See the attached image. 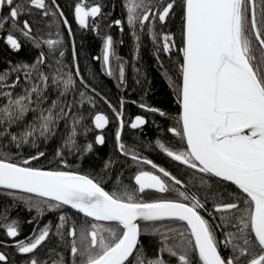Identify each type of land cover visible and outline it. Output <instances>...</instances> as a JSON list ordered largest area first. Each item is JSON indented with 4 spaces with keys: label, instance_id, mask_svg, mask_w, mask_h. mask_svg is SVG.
Listing matches in <instances>:
<instances>
[{
    "label": "snow or ice",
    "instance_id": "snow-or-ice-1",
    "mask_svg": "<svg viewBox=\"0 0 264 264\" xmlns=\"http://www.w3.org/2000/svg\"><path fill=\"white\" fill-rule=\"evenodd\" d=\"M104 7L102 0H71L67 8L57 0H0L8 49L0 70V195L11 198L0 208V264H264V0H121L126 17L108 27H119L120 44L125 24L130 29L137 85L147 80L136 63L150 36L179 111L138 107L161 118L152 123L175 147L161 138L128 144L125 99L113 103L98 91L91 68L82 74L88 57L78 52L66 11L99 35L97 18L110 17ZM116 43L106 34L92 60L127 88L129 62ZM27 45L36 50L31 61L20 58ZM113 121V150L100 156ZM147 123L135 115L128 126ZM53 142L48 163L55 166H35ZM149 150L164 154L175 174L143 154ZM21 204L35 210L23 238L22 222L10 216ZM145 237L156 239L151 256Z\"/></svg>",
    "mask_w": 264,
    "mask_h": 264
},
{
    "label": "trees",
    "instance_id": "trees-1",
    "mask_svg": "<svg viewBox=\"0 0 264 264\" xmlns=\"http://www.w3.org/2000/svg\"><path fill=\"white\" fill-rule=\"evenodd\" d=\"M60 3L62 8H67L68 4L71 0H57ZM89 4L93 2V0H87ZM99 2V0H97ZM105 4L103 9L104 12H110V17H98L97 23L99 25V35L94 30H86L82 29L78 23L73 21V16L66 11V15H69V20L72 22L74 35L77 41L78 52L81 57L87 55L88 62L85 63L82 61L81 68L82 74L86 72L87 68H91L93 72L98 74L97 83L99 84L98 91L102 93H106L111 102L116 103L119 97H123L126 100V104L124 106L125 109V117H126V127L124 129V139L128 144H132L134 138L141 137L146 141H151L154 145L155 139L161 138L165 141L170 142L172 147H175L176 144L172 141L171 136L161 137L158 132L156 126L152 123L153 120L156 121L157 124L162 123L161 118L158 115H152L147 113L145 110H142L138 107L139 103L145 102L150 106L161 107L162 109L172 113V115H176L179 111V107L175 100V94L169 88L166 79L161 76L160 70L155 66V59L152 56V45L151 38L148 35L142 37V48H141V60L136 63V67H140L142 71L146 74L147 80H142L141 84L137 85L135 80L137 79V74L133 71L132 63L134 59V46L135 41L130 35V29L125 24L123 31V43H118L121 38V32L118 26L113 25L111 28L108 27L111 21L116 19L125 18L126 17V9H122L121 0H102ZM115 5L114 8L111 5ZM91 23V19H90ZM106 34L113 35L114 39L117 41L115 44L116 52L123 56L124 60H127L129 63L125 66V78L127 81V88L118 87L115 80L111 77H107L103 74L102 69L100 68V62L92 60V57L102 55V47H103V37ZM27 48L31 49V45H27ZM36 50L31 49L29 54L25 56V52L22 50L20 53V58H26L31 61L34 56ZM8 54V49H6L4 43L0 41V70L6 68V63L4 62V57ZM13 59H17L14 54L12 56ZM147 81H150L148 83ZM95 86V85H94ZM148 90V94L145 95L144 91ZM133 101L135 103H133ZM87 107V106H86ZM99 110L104 111L105 114H108L111 118L110 109H108L107 105L103 103V101H99ZM136 114H142L146 116L148 123L140 130H131L128 126L129 119L133 118ZM115 129V122L113 121L110 124V127L106 131V145L105 146H97V151L100 156H103L105 153H111L113 150V133ZM95 132H90L88 135V139L91 140ZM81 142L83 143V138L81 137ZM55 147V142H53L47 152V159L41 158L39 162H33L35 166H44V167H54L55 165H49L48 160L51 157V148ZM11 151L14 153L16 150L13 148ZM147 155L149 158L153 159L154 162L165 166L168 170L173 171L175 174V169L169 165L168 159L162 153H159V150L156 151H146L143 153ZM27 151L24 152L23 157L27 158ZM69 163H72V158L69 159ZM97 168L99 167V162L97 160L90 161ZM131 163V162H129ZM76 166H80L77 164ZM84 168H87L88 165H83ZM119 168V165H117ZM135 171L134 166H130L124 169L125 173V183H130L127 177L131 176ZM5 203H11V198L0 195V208L3 207ZM31 215H35V210L29 213L23 204H21L18 208H14L10 212L11 218H19L22 222V232L21 237L23 238L25 235L30 234L33 225L26 223L28 219H30ZM52 215L49 213L45 216V220L51 219ZM219 235V234H218ZM3 237V231L0 230V238ZM223 239V237H220ZM145 245L147 246L148 254L151 256L155 251L156 239L151 237L144 238ZM4 250V249H0ZM7 251L12 252V249H8ZM40 256H44V251L41 250L39 252ZM167 258V257H166ZM17 260L22 259L20 256H16ZM172 264H175V261H172Z\"/></svg>",
    "mask_w": 264,
    "mask_h": 264
},
{
    "label": "flooded vegetation",
    "instance_id": "flooded-vegetation-1",
    "mask_svg": "<svg viewBox=\"0 0 264 264\" xmlns=\"http://www.w3.org/2000/svg\"><path fill=\"white\" fill-rule=\"evenodd\" d=\"M125 101H126V100H125ZM125 104H126V103H125ZM136 115H142V114H136ZM134 117H135V116H134ZM134 117H133L132 119H134ZM110 124H111V123H110ZM110 124H109V125L107 126V128L104 130L105 134H106L107 129L110 127ZM144 126H145V125H144ZM144 126H143V127H144ZM143 127H142V128H143ZM129 128H130V127H129ZM130 129H131V128H130ZM131 130H140V129H131ZM98 133H99V132L96 131V134H98Z\"/></svg>",
    "mask_w": 264,
    "mask_h": 264
},
{
    "label": "rangeland",
    "instance_id": "rangeland-1",
    "mask_svg": "<svg viewBox=\"0 0 264 264\" xmlns=\"http://www.w3.org/2000/svg\"><path fill=\"white\" fill-rule=\"evenodd\" d=\"M117 53V55H119L120 57H122L123 58V56L121 55V54H119L118 52H116ZM125 74H126V71H125ZM115 80V79H114ZM115 82L117 83V81L115 80Z\"/></svg>",
    "mask_w": 264,
    "mask_h": 264
},
{
    "label": "water",
    "instance_id": "water-1",
    "mask_svg": "<svg viewBox=\"0 0 264 264\" xmlns=\"http://www.w3.org/2000/svg\"><path fill=\"white\" fill-rule=\"evenodd\" d=\"M97 132H99V130H96Z\"/></svg>",
    "mask_w": 264,
    "mask_h": 264
}]
</instances>
